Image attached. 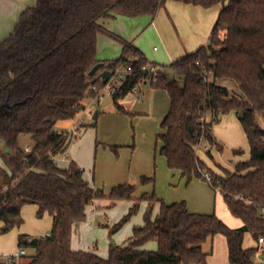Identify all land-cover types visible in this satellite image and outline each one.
<instances>
[{
	"label": "trees",
	"instance_id": "16d2710c",
	"mask_svg": "<svg viewBox=\"0 0 264 264\" xmlns=\"http://www.w3.org/2000/svg\"><path fill=\"white\" fill-rule=\"evenodd\" d=\"M169 1L204 9L221 6L211 44L169 66L150 63L139 48L100 23L114 16L154 18ZM101 34L123 47L121 57L106 68L134 70L113 97L118 111L127 113L119 101L143 80L166 91L170 109L161 124L165 132L159 136L160 154L170 170L189 182L206 181L204 174H211L210 185L221 193L232 216L242 220V227L232 229L215 214L192 213L185 201L166 204L154 193L136 198L131 184L113 187L106 197L90 185L76 162L66 169L57 165L56 157L77 138L58 130V124L74 121L85 111V100L96 98L92 86L102 85L89 76L99 63ZM149 65L157 68L155 75L143 70ZM216 79L233 80L242 94L233 96ZM232 113H243L239 119L250 157L239 162L235 172L219 166V175L200 159L197 149L206 142L224 151L214 127ZM258 115L264 119V0H37L0 44V142L10 151L0 150L9 170L6 174L0 167V235L21 227L23 208L35 205L37 217L48 213L53 225L44 238L19 237V249L35 251L26 255L28 264H207L212 252L204 247L218 235L226 238L230 264H254L259 246L246 249L243 244L246 233L256 242L264 238V128L257 124ZM22 135L31 138L30 153L20 146ZM233 155L243 156L244 151L234 150ZM141 181L147 184L153 178ZM105 197L111 206L124 200L148 202L144 224L134 229L125 247L111 246L108 258L73 250L74 225L86 220L88 206ZM156 204L160 207L154 216ZM138 209L135 204L112 232L122 229ZM150 241L157 243L156 251L143 248ZM261 254L264 258V250ZM0 264L17 260L0 257Z\"/></svg>",
	"mask_w": 264,
	"mask_h": 264
},
{
	"label": "rangeland",
	"instance_id": "374dc122",
	"mask_svg": "<svg viewBox=\"0 0 264 264\" xmlns=\"http://www.w3.org/2000/svg\"><path fill=\"white\" fill-rule=\"evenodd\" d=\"M153 45L152 49H156L157 54L161 53L160 45ZM121 51H123V47ZM120 57L121 54L116 59ZM160 65L169 66V64ZM215 83L227 87L233 96L237 97V94H242L233 80L216 79ZM99 87H102V85H99ZM133 100V95L127 98V101H129L128 106L126 105L127 114L119 112L114 102L109 107H104L97 99H86V112H82L72 122L58 124V130L70 125L72 127L75 125L76 128L74 129L78 133L79 128L81 129V136L78 135L74 145L84 137L83 148L85 150H83L81 156L84 165L81 167L85 169V176L90 185L101 189L107 197L117 184H131L136 187L137 196L144 193H154L157 198L166 204L185 200L187 206L190 203L191 210L197 209L196 207H201L207 202L211 214L216 213V206L217 211L222 213L223 207L219 195H216L214 190L211 191L212 193H208L211 190L208 183L204 182L206 184L204 185L202 182H192L186 185L180 181L179 177H174L170 173L166 159L160 154L162 143L159 136L161 134V120L165 112L162 107L157 108L154 106L153 95L150 91H148L145 102L135 103ZM95 113L98 114L96 120L93 119ZM257 124L259 127L264 128V119L261 115L257 117ZM218 125L220 126V138L216 134L214 135L223 145L224 151L219 152L216 148L211 149L206 142H202L197 152L200 159L211 170H220L223 175L221 169L235 172V167L239 162L249 159L250 145L237 114L232 113L225 116ZM29 145H32L30 136L22 135L20 146L25 148ZM76 148L78 149V147ZM208 149H211L212 157L207 154ZM0 150L6 152L1 142ZM234 150H242L244 155L235 157L233 155ZM71 152L72 149H69L67 154L71 155ZM73 161H75L74 158ZM59 165L61 167L68 165L69 167L70 164L59 162ZM0 167L6 174H9L1 154ZM142 177L153 178V181L143 184ZM106 197L88 206L86 210L87 218L75 228L74 235L77 238L76 242L80 240L82 247L97 253L101 257L108 258L111 246L125 247L132 238L134 229L144 224L146 205L144 201L131 203L132 201L124 200L111 206ZM135 204L139 207L137 213L122 229L113 233L114 226L129 213ZM159 207V204L155 205L154 216L159 212ZM50 216L46 213L40 219L37 217L33 206H25L22 210L24 224L19 228H14L7 234L0 235V257L17 256L19 252L17 242L19 235H29L33 239L48 236L52 229ZM2 227L3 224L0 222V230ZM209 247H211L210 244L205 246L206 249ZM143 248L156 251L158 245L155 241H150ZM34 254V250H28L27 256L30 257ZM29 257H17L16 260L18 264H26ZM254 262L259 264L257 257H255ZM215 263L227 264L223 253H218Z\"/></svg>",
	"mask_w": 264,
	"mask_h": 264
},
{
	"label": "crops",
	"instance_id": "0c3cea01",
	"mask_svg": "<svg viewBox=\"0 0 264 264\" xmlns=\"http://www.w3.org/2000/svg\"><path fill=\"white\" fill-rule=\"evenodd\" d=\"M36 4H37V0H0V44L2 41H4L7 37H9L12 34V32L14 31L20 19L21 14L25 10L31 7H34ZM220 11H221V6H217L211 9H204L202 7L194 6L191 4H184L181 2L169 1L166 3L165 7L160 9L157 16L154 18H151L149 16H141L137 18L114 16V17L101 19L100 23L110 32L117 34L118 36L122 37L123 39L127 40L128 42L132 43L134 46L139 48L144 53V55L146 56V58L148 59L150 63L157 64V65H160V64L170 65L171 63L185 57L187 54L193 53L196 50H198L200 47H203L209 44L210 36L213 30V27L220 14ZM153 44L160 45L161 53L157 54L155 51L156 49L154 50L152 49V47L154 46ZM121 48L122 47L120 43L114 41L113 39L105 35H102V34L99 35L98 55H97L98 61L106 64V63L116 60V58H118L120 54L122 55L123 51H121ZM105 69H107L106 66H105ZM209 79L210 81H213V78L211 76L209 77ZM148 91H150V93L153 95L154 106L157 108L162 107L165 112V115H163V118L164 116L166 117L167 116L166 114H168L167 113L168 108H170L169 107L170 97L166 91L154 89L150 81L148 80H145L142 82L137 93L131 92L124 99H121L119 101V104L126 111L127 110L126 107L128 106L127 104L129 103V101H127V98L130 97V95L134 96L133 102L141 103V102H145L146 96L148 95ZM112 103L113 101L104 107H109ZM128 110L131 112L129 107H128ZM86 111L87 110H86V103H85V111L83 112H86ZM97 118H98V114L95 113L93 116V119L96 120ZM163 118L162 120L165 119ZM162 120L161 122H163ZM234 124H236V122H234ZM74 128H76L75 125L73 127L70 125L65 128H59V130L70 131ZM219 131H220V126L216 125L214 127V134H216L218 138H220ZM164 132L165 131L161 126L160 135L164 134ZM78 135L81 136L80 128H79ZM83 138L84 137L78 140V143L76 145H74V143H75V140H77L78 138H76L72 142V144L69 147V149H72L71 155H68L67 152H65L64 154H61L56 157L55 161L59 167H61L59 165V162L64 163V164H70L73 161V158L75 159L74 162H76L80 167L84 165L81 159L82 152L83 150H85V148H83ZM31 146L30 145L26 146L25 149L31 148ZM76 147H78V149ZM237 157H241V156H237ZM61 168L66 169L68 168V165L66 167H61ZM83 170H84V177L87 180V177L85 176L86 171L85 169ZM169 171L170 173L173 174L174 177H179L180 181H182V183H185L186 185H189L192 182H202L204 185H206L205 183H208L210 187L209 189H211L209 190L210 192L208 193H212L211 191L214 190L212 186L210 185V183L207 181H204L203 179H194L191 182H189L186 178L182 177L179 172L172 171L170 169ZM213 171L219 175H222V172L220 170L216 169ZM122 184L123 183H120L117 185H122ZM91 186L95 189H99L94 185H91ZM218 192L216 191V195H219L223 209H222V213H219L217 211V206H216L215 215L218 218H220L228 227L232 229H238L242 227L243 226L242 220L232 216V214L230 213V211L228 210V207L226 206L224 202L223 196L221 195L220 192L218 194ZM144 194H149V193H144ZM134 196L136 198H140L142 195L137 196L135 192ZM182 201H185V200H182ZM95 202L93 204H95ZM133 202L134 201H132L131 203ZM144 202H145L146 209H147L148 202L146 201ZM173 203H178V202H173ZM173 203H170V204H173ZM27 206H33L35 209L36 215H37V212H38L37 206L35 205H27ZM190 208L192 207L190 206V203H188V210L192 213L211 214V211L208 209L209 206L207 202L201 207H196L197 209L191 210ZM86 215H87V211H86ZM50 217H51L52 225H53V218L52 216ZM79 224H76L73 227L71 247L73 250H77V251H88L87 249H85L84 247L80 245L81 244L80 240H78L79 242H76L77 238L74 235V231H75V228ZM20 236L22 235H19V237ZM24 236H29V235H24ZM19 237L17 240L18 244H19ZM210 245L211 247H209L208 249L204 247L205 251L211 250L212 252L211 256L207 258V264H216L215 259L219 252L224 254V258L225 260H227V264H230V262H228L229 255H228L227 241L224 236H221V235L216 236L214 240L210 243ZM243 245H244V248L246 249L259 246L258 242L254 241V239L249 233L245 234ZM18 249H19V246H18ZM23 257H26V256H23ZM256 257L258 259L259 264H264V258L260 251L257 253ZM102 258H105V257H102ZM28 263H29V260L26 264ZM17 264H18V261H17ZM254 264L256 263L254 262Z\"/></svg>",
	"mask_w": 264,
	"mask_h": 264
},
{
	"label": "built area",
	"instance_id": "2783aa9c",
	"mask_svg": "<svg viewBox=\"0 0 264 264\" xmlns=\"http://www.w3.org/2000/svg\"><path fill=\"white\" fill-rule=\"evenodd\" d=\"M143 70L148 72L150 75H155L157 73V68L154 65H149L147 67H144ZM133 71L134 70L131 66H123L121 68H117L115 71H111L112 76L106 84H104L102 82V80H100L102 83V87H99L96 85L92 86V90L96 94L95 99H97L101 103L104 102L107 97H110L113 100V97L117 94L118 91H120L122 89L127 78L129 77V75H131L133 73ZM146 80L150 81V83H151L150 79H146ZM143 81H145V80H143ZM143 81L138 83L133 88L132 92L137 93L138 89L141 86ZM69 132L75 136L78 135V132H76V129H72ZM25 152L30 153L31 148H26ZM210 176H211V174H209V173L204 174L205 180L209 183H210ZM258 245H259L260 252H262L264 250V238L259 239ZM27 254H28V251L24 248H21V249H19L17 256H13V257L14 258L23 257V256H26ZM197 264H203V263L200 262Z\"/></svg>",
	"mask_w": 264,
	"mask_h": 264
},
{
	"label": "water",
	"instance_id": "95a60500",
	"mask_svg": "<svg viewBox=\"0 0 264 264\" xmlns=\"http://www.w3.org/2000/svg\"><path fill=\"white\" fill-rule=\"evenodd\" d=\"M211 43L209 42V45ZM106 64L103 62H99L96 64L92 70L89 73L90 77H94V80L92 81L93 83H96L99 80H102L104 84H106L109 79L112 76V72L107 68L105 69ZM112 102V99L110 97H107L106 100L102 103V106H107ZM239 118H243V113L239 114ZM8 153L10 152L9 150H6Z\"/></svg>",
	"mask_w": 264,
	"mask_h": 264
}]
</instances>
